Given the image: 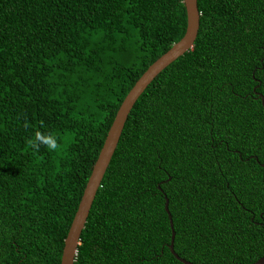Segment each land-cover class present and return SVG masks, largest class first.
<instances>
[{
    "label": "trees",
    "instance_id": "obj_1",
    "mask_svg": "<svg viewBox=\"0 0 264 264\" xmlns=\"http://www.w3.org/2000/svg\"><path fill=\"white\" fill-rule=\"evenodd\" d=\"M198 6L193 48L129 115L75 264H184L167 199L180 257H264V0ZM186 29L183 0H0V264H61L123 100Z\"/></svg>",
    "mask_w": 264,
    "mask_h": 264
},
{
    "label": "water",
    "instance_id": "obj_2",
    "mask_svg": "<svg viewBox=\"0 0 264 264\" xmlns=\"http://www.w3.org/2000/svg\"><path fill=\"white\" fill-rule=\"evenodd\" d=\"M187 12V29L184 36L175 43L165 54L158 58L143 75L138 79L133 88L123 100L114 121L107 133L104 145L93 166L92 173L85 187L82 199L70 226L68 235L64 242V249L61 258V264H75L78 255V248L81 244V236L86 227L91 208L97 196L98 190L102 185L104 176L110 166L111 160L118 147L122 133L124 131L129 115L138 99L148 88V86L172 63L178 58L189 52L198 37L201 21V13L198 6V0H183ZM264 106V97L260 94ZM264 166V165H263ZM166 212L169 215L170 226L172 228V237L170 250L172 254L184 264H195L180 257L174 247L175 229L172 215L169 210V200L165 204ZM253 264H264V257Z\"/></svg>",
    "mask_w": 264,
    "mask_h": 264
},
{
    "label": "clouds",
    "instance_id": "obj_3",
    "mask_svg": "<svg viewBox=\"0 0 264 264\" xmlns=\"http://www.w3.org/2000/svg\"><path fill=\"white\" fill-rule=\"evenodd\" d=\"M29 143L37 149L43 144L49 151H55L58 147L55 136L51 134H42L38 131L34 134L33 138L29 140Z\"/></svg>",
    "mask_w": 264,
    "mask_h": 264
}]
</instances>
